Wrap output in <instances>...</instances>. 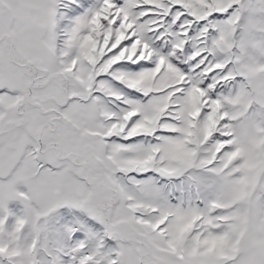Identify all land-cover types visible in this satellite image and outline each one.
<instances>
[{"label":"snow or ice","instance_id":"1","mask_svg":"<svg viewBox=\"0 0 264 264\" xmlns=\"http://www.w3.org/2000/svg\"><path fill=\"white\" fill-rule=\"evenodd\" d=\"M0 264H264V0H0Z\"/></svg>","mask_w":264,"mask_h":264}]
</instances>
